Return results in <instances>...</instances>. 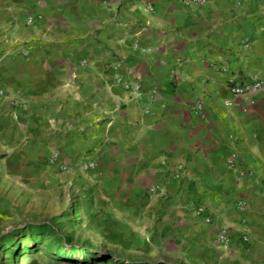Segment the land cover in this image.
I'll use <instances>...</instances> for the list:
<instances>
[{"label": "crops", "instance_id": "obj_1", "mask_svg": "<svg viewBox=\"0 0 264 264\" xmlns=\"http://www.w3.org/2000/svg\"><path fill=\"white\" fill-rule=\"evenodd\" d=\"M186 1L0 0L2 191L103 264H264V0Z\"/></svg>", "mask_w": 264, "mask_h": 264}, {"label": "rangeland", "instance_id": "obj_2", "mask_svg": "<svg viewBox=\"0 0 264 264\" xmlns=\"http://www.w3.org/2000/svg\"><path fill=\"white\" fill-rule=\"evenodd\" d=\"M3 176L0 173V264H103L108 257L103 250L83 239L82 221L74 215L66 202L58 203L47 197L36 205L21 200L20 194L3 190ZM54 226L57 231L36 227ZM67 233H72V245L64 243L54 251L48 246ZM10 236L7 245L1 246L3 238ZM78 247H73V246ZM64 247V248H63ZM80 247L85 248V254ZM76 248V249H75ZM12 249V251H9Z\"/></svg>", "mask_w": 264, "mask_h": 264}, {"label": "built area", "instance_id": "obj_3", "mask_svg": "<svg viewBox=\"0 0 264 264\" xmlns=\"http://www.w3.org/2000/svg\"><path fill=\"white\" fill-rule=\"evenodd\" d=\"M204 0H187L186 3L188 5H198L203 3ZM231 92L235 97H248L251 98L253 97L254 94H258L264 91V81L258 77L254 78L252 80V82L247 83V84H233L231 86ZM4 95V91L0 90V96ZM229 104H231V102H229ZM197 110L202 111L203 109V105L202 103H198L196 106ZM152 191H156V189H152ZM238 207L241 210H244L243 208V203H239ZM199 214H201V210L198 212ZM208 221H210L208 219ZM230 238V234L228 230H222L221 235H220V239L221 241H228ZM245 241L248 242L249 241V237H245Z\"/></svg>", "mask_w": 264, "mask_h": 264}, {"label": "trees", "instance_id": "obj_4", "mask_svg": "<svg viewBox=\"0 0 264 264\" xmlns=\"http://www.w3.org/2000/svg\"><path fill=\"white\" fill-rule=\"evenodd\" d=\"M38 231H40L41 233H43V231L45 229H50L51 232L52 231H57V229L54 226H50V225H46L45 227L39 226L36 227ZM11 237L10 236H6L5 238H3L2 242H1V246L7 245V243L10 241ZM64 243H70L69 245H72V233H67L63 236V240L61 238L56 239L54 242H52L49 246H48V250L50 251H54L56 248L62 246ZM73 247H78V246H73ZM64 248V247H63ZM76 249V248H75ZM9 251H12V249H9ZM81 253L85 254L86 249L80 247L79 250Z\"/></svg>", "mask_w": 264, "mask_h": 264}]
</instances>
